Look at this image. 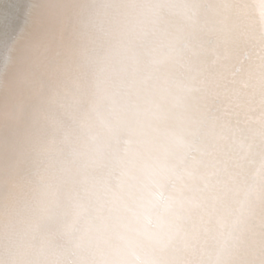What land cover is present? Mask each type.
<instances>
[{
    "label": "snow or ice",
    "instance_id": "obj_1",
    "mask_svg": "<svg viewBox=\"0 0 264 264\" xmlns=\"http://www.w3.org/2000/svg\"><path fill=\"white\" fill-rule=\"evenodd\" d=\"M0 264H264V0H29Z\"/></svg>",
    "mask_w": 264,
    "mask_h": 264
},
{
    "label": "bare ground",
    "instance_id": "obj_2",
    "mask_svg": "<svg viewBox=\"0 0 264 264\" xmlns=\"http://www.w3.org/2000/svg\"><path fill=\"white\" fill-rule=\"evenodd\" d=\"M28 3L29 0H0V53L14 38V28Z\"/></svg>",
    "mask_w": 264,
    "mask_h": 264
}]
</instances>
